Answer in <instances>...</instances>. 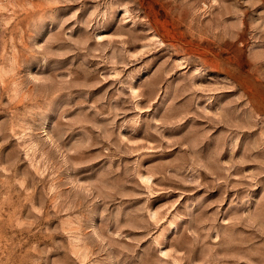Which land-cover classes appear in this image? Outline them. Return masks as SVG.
<instances>
[{
  "label": "rangeland",
  "instance_id": "rangeland-1",
  "mask_svg": "<svg viewBox=\"0 0 264 264\" xmlns=\"http://www.w3.org/2000/svg\"><path fill=\"white\" fill-rule=\"evenodd\" d=\"M0 264H264V0H0Z\"/></svg>",
  "mask_w": 264,
  "mask_h": 264
}]
</instances>
